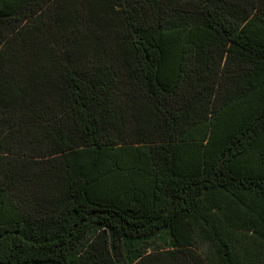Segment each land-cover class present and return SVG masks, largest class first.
I'll return each mask as SVG.
<instances>
[{"label": "trees", "instance_id": "obj_1", "mask_svg": "<svg viewBox=\"0 0 264 264\" xmlns=\"http://www.w3.org/2000/svg\"><path fill=\"white\" fill-rule=\"evenodd\" d=\"M0 264H264V0H0Z\"/></svg>", "mask_w": 264, "mask_h": 264}]
</instances>
